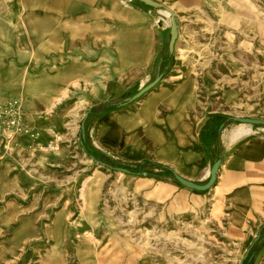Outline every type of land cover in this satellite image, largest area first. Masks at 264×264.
I'll use <instances>...</instances> for the list:
<instances>
[{"label":"rangeland","instance_id":"1","mask_svg":"<svg viewBox=\"0 0 264 264\" xmlns=\"http://www.w3.org/2000/svg\"><path fill=\"white\" fill-rule=\"evenodd\" d=\"M157 1L177 15L172 53L169 18L141 0H0V264H239L258 236L248 264H259L264 226L235 228L218 198L178 192L156 164L115 168L176 170L146 135L139 158L96 141L113 111L144 112L146 93L122 103L159 74L164 94L184 85L194 95L183 118L195 127L213 113L264 119V0ZM75 82L84 89L64 97ZM158 103L161 118L176 111ZM84 120L85 142L115 167L84 147ZM188 148L192 164L178 173L196 176L200 145ZM100 177L102 203L84 213L82 184Z\"/></svg>","mask_w":264,"mask_h":264},{"label":"crops","instance_id":"2","mask_svg":"<svg viewBox=\"0 0 264 264\" xmlns=\"http://www.w3.org/2000/svg\"><path fill=\"white\" fill-rule=\"evenodd\" d=\"M169 52L166 57L170 55ZM158 85V91L146 93L143 99L145 105L153 104L157 108L160 105L158 102L164 101L161 106L174 108L170 102L175 100L176 95L164 94ZM226 119L224 114L213 113L207 115L196 127L195 141L200 148H195L198 160L192 165L191 171L197 175L182 174L204 184L210 178L214 162L221 159L216 181L206 190L193 189L180 183L184 188L178 192L211 193L229 208L235 228L264 226V125L233 119L230 122ZM246 235L247 232L244 238ZM255 240L251 241L250 246L255 245ZM263 253L264 250L260 254L263 256Z\"/></svg>","mask_w":264,"mask_h":264},{"label":"bare ground","instance_id":"3","mask_svg":"<svg viewBox=\"0 0 264 264\" xmlns=\"http://www.w3.org/2000/svg\"><path fill=\"white\" fill-rule=\"evenodd\" d=\"M159 10L169 18L168 23L171 24L170 12L165 8ZM180 63L181 59L176 55L173 64L179 65ZM74 85L75 89L71 87L64 89V97L69 96L75 90L80 92L85 87L84 83L75 82ZM173 94L176 95L172 102L176 111L171 117L161 118L153 104L144 105V112L134 111L131 108L121 112L113 111L108 117L100 120L96 130V141L105 147H110L113 150L120 149L127 155L139 158L150 152L149 144L142 136L143 134L146 135V139L152 140L153 145L159 147L157 152L159 158L173 164L177 172L178 169L186 170L192 164V152H194L188 147L198 145L195 141L196 127L192 122L183 118L186 109L194 104V95L188 92L184 85L176 88ZM61 100L56 102H61ZM140 127L144 133H141ZM90 179L87 178L80 189L83 199L81 210L84 213L87 209L95 211L102 203L101 192L104 177L98 178L96 182H90ZM88 233L90 240L99 243L95 240L94 228ZM104 239L111 240L108 236H104ZM145 256L142 254L143 263L146 261ZM259 264H264V255L260 258Z\"/></svg>","mask_w":264,"mask_h":264},{"label":"water","instance_id":"4","mask_svg":"<svg viewBox=\"0 0 264 264\" xmlns=\"http://www.w3.org/2000/svg\"><path fill=\"white\" fill-rule=\"evenodd\" d=\"M141 1L147 5H150V6H153L156 8H165L170 12L171 30H170V35L167 38V41L169 43V51L171 53L174 52L175 44H176V41H177V38L179 35V24H178V19H177L176 13L169 6H167L166 4H164L162 2H159L157 0H141ZM161 78H162V74H159L152 82H150L147 86L142 88L134 96H132L131 98H126L125 102L122 104H126V102H128L129 100H135V99L140 98L145 93H147L152 88H154L156 85H158L159 82L161 81ZM87 115H88V113H87ZM232 119L235 121H240V122H244V123L264 125V119H260V118L233 116ZM82 136L83 137L86 136L85 120L82 122ZM220 163H221V159H218L214 162V164L211 168L210 178L204 184H201V183L195 182L193 180L187 179L184 176H182L181 174H179L176 170H174L172 168L171 169L173 170V174H174L175 179L178 182H180L181 184H183L187 187L193 188V189H197V190H206V189L210 188L214 184V182L216 181ZM116 168L119 170L125 171V172H130V170L128 168H124V167H116ZM258 239H259V236L256 238L255 241H257ZM251 247L247 250V252L242 257L240 264H245V259L249 256Z\"/></svg>","mask_w":264,"mask_h":264},{"label":"trees","instance_id":"5","mask_svg":"<svg viewBox=\"0 0 264 264\" xmlns=\"http://www.w3.org/2000/svg\"><path fill=\"white\" fill-rule=\"evenodd\" d=\"M171 54L169 55V56H167L163 61V63L160 65V69L161 70H165L166 69V67H167V65L169 64V61H170V59H171ZM120 106V104L118 103V102H113V103H110V104H108L107 106H106V109H105V111H109V110H112V109H116V108H118ZM96 108H93L91 111H93V110H95ZM227 118H229V119H232V116H227ZM83 137V136H82ZM86 137V136H85ZM85 137H83V139H84V141H83V144H84V147L86 148V150L91 154V155H93L94 157H95V159L96 160H99V161H102V162H104V163H106V165H108V166H112V167H115V166H113L110 162H108V161H106L105 160V158H102L101 156H100V153H102V151H100V150H98L97 148H94V147H92V146H90L87 142H85L86 141V139H85ZM148 164H156V165H158V166H160L161 168H165L166 170H165V175H174L173 174V170L171 169V168H169V167H166V166H164V165H162V164H157V163H155V162H149V161H145V162H141V163H136L135 165V167L134 168H132V169H130V172H134V173H139L140 171H141V169H142V167L144 166V165H148ZM116 168V167H115ZM252 260V257H251V255H249L246 259H245V264H248L249 263V261H251Z\"/></svg>","mask_w":264,"mask_h":264}]
</instances>
